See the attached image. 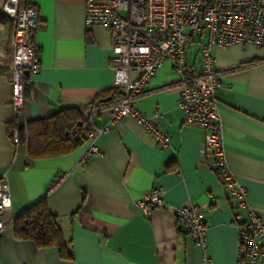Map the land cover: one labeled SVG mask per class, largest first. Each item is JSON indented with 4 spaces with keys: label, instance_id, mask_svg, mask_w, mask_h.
<instances>
[{
    "label": "crops",
    "instance_id": "0c3cea01",
    "mask_svg": "<svg viewBox=\"0 0 264 264\" xmlns=\"http://www.w3.org/2000/svg\"><path fill=\"white\" fill-rule=\"evenodd\" d=\"M38 16L33 41L39 69L24 74L23 103L11 104L6 67H0V177L7 179L11 205L1 220L0 264H203L202 251L174 216L193 204L205 210L206 254L211 264H235V214L244 213L218 173L200 163L202 129L187 125L178 107V74L165 60L134 101L136 109L169 135L160 148L133 118L110 124L96 139L98 154L78 162L87 141L70 153L33 158L14 143L17 127L62 108L84 107L112 89L109 32L84 25V0H24ZM0 0V62L11 57L12 19ZM196 36L187 61L199 66ZM195 44V45H194ZM194 45V46H193ZM221 86L215 96L222 126L224 159L247 201L264 220V49L234 44L212 47ZM109 110L97 109L89 125L104 127ZM14 125L12 137L7 123ZM161 188L163 203L148 213L136 205L145 191ZM44 199L57 215L72 257L56 246L37 247L14 235L13 220Z\"/></svg>",
    "mask_w": 264,
    "mask_h": 264
},
{
    "label": "built area",
    "instance_id": "2783aa9c",
    "mask_svg": "<svg viewBox=\"0 0 264 264\" xmlns=\"http://www.w3.org/2000/svg\"><path fill=\"white\" fill-rule=\"evenodd\" d=\"M1 10L13 22L10 40L11 57L6 67L11 88V104L20 109L23 103L24 72L39 69V46L33 41L38 24L37 12L24 0H4ZM84 25L101 27L109 32L113 71L112 89L120 93L116 100L95 105L91 112L106 108L108 123L102 128L84 127L87 146L78 162L83 164L98 154V136L108 126L125 117L133 118L151 134L160 148L169 145V135L134 106L144 94V86L169 60L178 74L180 87L178 107L185 124L203 130L200 163L217 172L223 185L244 213L235 214L237 252L235 264H264V220L250 206L246 190L235 180L225 159L222 126L215 96L221 86L220 73L214 68L212 47L234 44L264 49V0H84ZM187 30L189 32H187ZM199 35L206 41L199 47L196 67L187 61V44ZM18 142L17 132L12 138ZM163 203L161 188L145 191L136 201L146 213ZM11 205L7 179L0 177V233L4 228L1 216ZM174 216L186 234L202 251L203 264H211L206 254L205 210L186 204L174 208Z\"/></svg>",
    "mask_w": 264,
    "mask_h": 264
},
{
    "label": "trees",
    "instance_id": "16d2710c",
    "mask_svg": "<svg viewBox=\"0 0 264 264\" xmlns=\"http://www.w3.org/2000/svg\"><path fill=\"white\" fill-rule=\"evenodd\" d=\"M120 96L118 91L110 89L98 95L87 106L62 108L47 118L32 120L25 126L16 128L18 142L25 143L27 154L33 158L70 153L87 141L84 127L89 126L94 106L106 104ZM107 97L110 99L103 101ZM6 129L12 137L14 125L7 123ZM218 176L221 179L219 174ZM13 230L16 237L30 239L37 247L56 246L63 259L72 257L63 240L59 218L48 210L44 199L34 202L16 216Z\"/></svg>",
    "mask_w": 264,
    "mask_h": 264
},
{
    "label": "water",
    "instance_id": "95a60500",
    "mask_svg": "<svg viewBox=\"0 0 264 264\" xmlns=\"http://www.w3.org/2000/svg\"><path fill=\"white\" fill-rule=\"evenodd\" d=\"M24 74H28V72H27V71H25V72H24ZM109 99H110V98H109V97H107V98H104V99H103V101H107V100H109Z\"/></svg>",
    "mask_w": 264,
    "mask_h": 264
},
{
    "label": "rangeland",
    "instance_id": "374dc122",
    "mask_svg": "<svg viewBox=\"0 0 264 264\" xmlns=\"http://www.w3.org/2000/svg\"><path fill=\"white\" fill-rule=\"evenodd\" d=\"M187 32H189L188 30H187ZM196 37L198 38L199 37V35H196ZM206 38V35H204L203 37H202V39L204 40ZM195 45V44H194ZM193 45V46H194Z\"/></svg>",
    "mask_w": 264,
    "mask_h": 264
}]
</instances>
